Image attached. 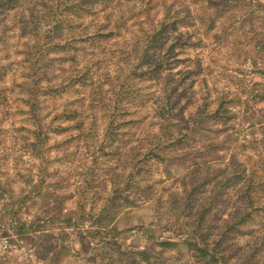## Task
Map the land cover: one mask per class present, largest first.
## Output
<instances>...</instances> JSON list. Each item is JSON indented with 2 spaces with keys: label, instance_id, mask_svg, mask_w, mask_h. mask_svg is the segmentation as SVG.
<instances>
[{
  "label": "rangeland",
  "instance_id": "374dc122",
  "mask_svg": "<svg viewBox=\"0 0 264 264\" xmlns=\"http://www.w3.org/2000/svg\"><path fill=\"white\" fill-rule=\"evenodd\" d=\"M0 264H264V0H0Z\"/></svg>",
  "mask_w": 264,
  "mask_h": 264
},
{
  "label": "trees",
  "instance_id": "16d2710c",
  "mask_svg": "<svg viewBox=\"0 0 264 264\" xmlns=\"http://www.w3.org/2000/svg\"><path fill=\"white\" fill-rule=\"evenodd\" d=\"M72 8V7H71ZM82 8V7H81ZM237 174H241V172H239V173H237ZM202 217L200 216L198 219L200 220ZM201 239H202V236H199ZM161 245L162 246H169V245H171L170 243H161ZM192 246H194V247H196V245H192ZM197 250L203 255V254H205V250L204 249H198L197 248ZM203 258V257H202ZM213 258V257H212Z\"/></svg>",
  "mask_w": 264,
  "mask_h": 264
}]
</instances>
